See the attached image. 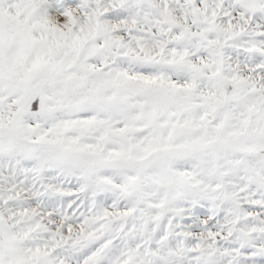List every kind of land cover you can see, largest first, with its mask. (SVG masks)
Returning a JSON list of instances; mask_svg holds the SVG:
<instances>
[{
  "label": "snow or ice",
  "instance_id": "snow-or-ice-1",
  "mask_svg": "<svg viewBox=\"0 0 264 264\" xmlns=\"http://www.w3.org/2000/svg\"><path fill=\"white\" fill-rule=\"evenodd\" d=\"M0 264H264V0H0Z\"/></svg>",
  "mask_w": 264,
  "mask_h": 264
}]
</instances>
